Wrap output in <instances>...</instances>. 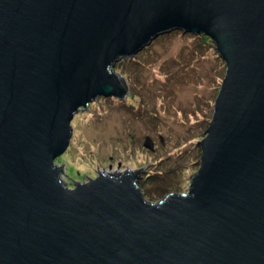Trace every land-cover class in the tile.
<instances>
[{
  "label": "water",
  "instance_id": "1",
  "mask_svg": "<svg viewBox=\"0 0 264 264\" xmlns=\"http://www.w3.org/2000/svg\"><path fill=\"white\" fill-rule=\"evenodd\" d=\"M172 31L226 65L188 191L149 202L151 164L65 186L74 116ZM0 264H264V0H0Z\"/></svg>",
  "mask_w": 264,
  "mask_h": 264
},
{
  "label": "rangeland",
  "instance_id": "2",
  "mask_svg": "<svg viewBox=\"0 0 264 264\" xmlns=\"http://www.w3.org/2000/svg\"><path fill=\"white\" fill-rule=\"evenodd\" d=\"M113 70L129 94L99 97L74 116L69 147L55 161L63 169V184L72 188L74 181L86 183L99 172L151 164L139 181L149 202L186 193L200 167L196 142L205 137L226 74L215 45L205 36L172 31ZM147 138L153 151L144 147Z\"/></svg>",
  "mask_w": 264,
  "mask_h": 264
},
{
  "label": "trees",
  "instance_id": "3",
  "mask_svg": "<svg viewBox=\"0 0 264 264\" xmlns=\"http://www.w3.org/2000/svg\"><path fill=\"white\" fill-rule=\"evenodd\" d=\"M140 182H141V181H140ZM140 182H139V187L141 188L142 192L144 193V196H145V194H147V196H148V195H149L148 192L145 191L144 188H143V185H144V184H143V183H140ZM164 193H165V191H162V192L159 193L157 196H158V197H162V195H163ZM145 197H146V196H145ZM146 199H147V198H146Z\"/></svg>",
  "mask_w": 264,
  "mask_h": 264
}]
</instances>
